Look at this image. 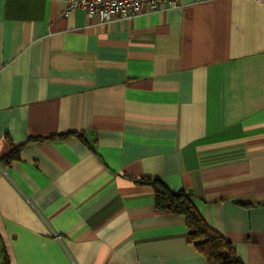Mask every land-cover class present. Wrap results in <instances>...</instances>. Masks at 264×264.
<instances>
[{"label": "crops", "instance_id": "0c3cea01", "mask_svg": "<svg viewBox=\"0 0 264 264\" xmlns=\"http://www.w3.org/2000/svg\"><path fill=\"white\" fill-rule=\"evenodd\" d=\"M67 9L0 0V264H207L143 177L264 264V5Z\"/></svg>", "mask_w": 264, "mask_h": 264}, {"label": "trees", "instance_id": "16d2710c", "mask_svg": "<svg viewBox=\"0 0 264 264\" xmlns=\"http://www.w3.org/2000/svg\"><path fill=\"white\" fill-rule=\"evenodd\" d=\"M15 151L7 156V161ZM139 182L153 188L155 207L159 212L180 215L184 218L188 241L204 256L207 264H242L232 244L207 224L188 194L184 191L171 190L159 178L143 177Z\"/></svg>", "mask_w": 264, "mask_h": 264}, {"label": "built area", "instance_id": "2783aa9c", "mask_svg": "<svg viewBox=\"0 0 264 264\" xmlns=\"http://www.w3.org/2000/svg\"><path fill=\"white\" fill-rule=\"evenodd\" d=\"M264 5V0H254ZM68 15L72 9H81L89 19L106 23L114 17H132L141 13L153 11L161 4L168 8L175 7L177 0H66Z\"/></svg>", "mask_w": 264, "mask_h": 264}, {"label": "water", "instance_id": "95a60500", "mask_svg": "<svg viewBox=\"0 0 264 264\" xmlns=\"http://www.w3.org/2000/svg\"><path fill=\"white\" fill-rule=\"evenodd\" d=\"M187 194L188 195H191L192 194V191L190 189L187 190Z\"/></svg>", "mask_w": 264, "mask_h": 264}]
</instances>
